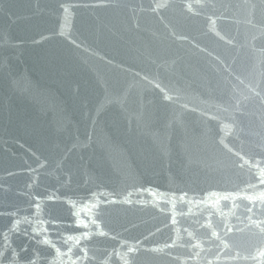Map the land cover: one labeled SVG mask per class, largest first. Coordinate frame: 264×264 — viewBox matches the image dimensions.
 <instances>
[{"label": "water", "instance_id": "water-1", "mask_svg": "<svg viewBox=\"0 0 264 264\" xmlns=\"http://www.w3.org/2000/svg\"><path fill=\"white\" fill-rule=\"evenodd\" d=\"M0 264H264V0H0Z\"/></svg>", "mask_w": 264, "mask_h": 264}]
</instances>
